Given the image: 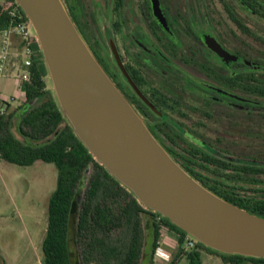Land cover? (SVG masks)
Segmentation results:
<instances>
[{
  "label": "flooded vegetation",
  "instance_id": "flooded-vegetation-1",
  "mask_svg": "<svg viewBox=\"0 0 264 264\" xmlns=\"http://www.w3.org/2000/svg\"><path fill=\"white\" fill-rule=\"evenodd\" d=\"M177 1L168 9L166 0H157L159 17L152 0L135 11L130 0H111L112 32L121 31L128 56L123 68L109 58L103 38H90L82 1L66 0L65 7L114 84L181 167L190 174L195 167L201 176L194 162L200 158L225 162L226 172L235 171L233 164L248 165L254 169L240 171L243 182L253 177L264 191V0H218L223 35L215 33L211 10L200 0ZM204 130L212 136L205 138Z\"/></svg>",
  "mask_w": 264,
  "mask_h": 264
},
{
  "label": "trees",
  "instance_id": "trees-1",
  "mask_svg": "<svg viewBox=\"0 0 264 264\" xmlns=\"http://www.w3.org/2000/svg\"><path fill=\"white\" fill-rule=\"evenodd\" d=\"M13 9L21 20L28 21L16 0H4L0 4V31L18 20L10 14ZM28 43V78L20 85L24 102L19 109L23 111H0V159L18 165L41 160L53 163L57 169L56 187L47 205L42 264H142L144 257L153 264L157 240L165 232L177 242L176 254L167 264H176L181 256L187 257L188 264H205L200 250L219 256L225 264H264V258L223 254L200 242L185 250L186 232L140 204L78 139L47 88V71L36 38ZM39 99L42 100L31 105ZM14 118L20 137L12 131ZM194 162L203 174L198 176L195 167L189 169L196 180L227 202L264 218V191L255 186V178L247 176L249 182L244 183L240 174L242 169L248 173L254 168L233 164L235 171L226 172L221 160L200 158ZM89 167L93 169L85 182ZM74 221L78 248L75 256L69 244ZM146 247L149 251L145 253Z\"/></svg>",
  "mask_w": 264,
  "mask_h": 264
},
{
  "label": "water",
  "instance_id": "water-1",
  "mask_svg": "<svg viewBox=\"0 0 264 264\" xmlns=\"http://www.w3.org/2000/svg\"><path fill=\"white\" fill-rule=\"evenodd\" d=\"M16 1L39 45L52 95L95 160L192 240L223 254L264 258V218L227 202L174 160L93 55L63 1Z\"/></svg>",
  "mask_w": 264,
  "mask_h": 264
},
{
  "label": "rangeland",
  "instance_id": "rangeland-1",
  "mask_svg": "<svg viewBox=\"0 0 264 264\" xmlns=\"http://www.w3.org/2000/svg\"><path fill=\"white\" fill-rule=\"evenodd\" d=\"M62 1L66 5V0ZM81 1L86 10L85 17L88 22L90 38H103L107 45L106 51L109 58L114 59L116 57L119 67L123 68V63L127 61L128 56L121 41V31L118 33L119 36L112 32L111 24L116 17L112 10L111 0L105 3L103 0ZM179 1L190 2L189 0ZM200 1L205 8L211 10L214 28L217 30L215 33L223 35L224 12L221 3L218 0ZM166 2L169 9L175 8L178 1L166 0ZM141 3L142 0H130V9L132 11L137 10ZM116 41L119 44V49L116 46L118 45ZM122 71L126 75V71L124 69ZM46 80L47 88L52 93V87L47 75ZM19 81V85H21V79ZM0 82V97L8 98L10 93L16 92V86L11 79L2 77ZM2 84H4L3 87ZM9 100L15 104L13 109L15 113L18 114L23 111L19 107L23 105L24 95L18 93L17 97H10ZM41 100L33 101L31 105H35ZM3 108H6V105L3 101H0V111ZM136 111L138 112V110ZM139 115L142 117L140 113ZM15 119L12 122V131L16 136L20 137L15 127ZM202 134L205 135V138L212 136L206 130ZM92 169V167H89L85 171V182L90 176ZM56 179L57 169L53 163L38 160L31 165H18L0 159V264H42L41 243L47 225V205L49 196L56 187ZM74 233L75 221L70 226L69 242L72 254L75 256L78 248L75 245ZM164 234L161 241L164 244V248L170 252V261L176 254L177 242L173 243L167 238L168 235H171L170 233L165 232ZM183 247L185 250L192 249V247L187 246L186 241ZM148 251L149 249L146 247L145 253ZM200 256L205 264H225L219 256L208 253L205 250H200ZM169 261H161L156 259L154 255L151 259L153 264H167ZM148 263L147 257H144L142 264ZM176 264H188L187 257H179Z\"/></svg>",
  "mask_w": 264,
  "mask_h": 264
},
{
  "label": "built area",
  "instance_id": "built-area-1",
  "mask_svg": "<svg viewBox=\"0 0 264 264\" xmlns=\"http://www.w3.org/2000/svg\"><path fill=\"white\" fill-rule=\"evenodd\" d=\"M3 2L4 0H2V3L0 2V4H3ZM10 14L14 17H17L18 20H16L15 23L9 26L8 29L0 31L1 33H3L4 36L3 46L0 51V71H3L5 69L6 60L8 58V54H9L8 47L10 45L9 35L11 33H14L20 36L25 43L23 68L17 72L18 74L17 77L19 78V80L21 79V81L27 80L28 71L26 68L30 64L29 55L31 54V49L28 47L29 44L28 42L30 41L32 34L30 32L28 21L21 20V16L17 14V11L15 9L10 11ZM186 242L188 247H192L195 241L192 240L191 238H188ZM153 255L154 257H156V259H159L164 262L169 261L170 259V255L168 252L164 250L160 238L157 240V246L154 249Z\"/></svg>",
  "mask_w": 264,
  "mask_h": 264
},
{
  "label": "crops",
  "instance_id": "crops-1",
  "mask_svg": "<svg viewBox=\"0 0 264 264\" xmlns=\"http://www.w3.org/2000/svg\"><path fill=\"white\" fill-rule=\"evenodd\" d=\"M0 2L2 3V0H0ZM33 38V35L31 36L30 39ZM3 41H4V36H3V33L0 32V51L2 49V46H3ZM9 54H8V58L6 60V64H5V69L3 71H0V81L3 78L5 79H11L13 84H15L16 86V92L13 93V94H9V97H3L1 96L0 97V101H3V103L6 105V108H3V110L1 111H4L6 110V113H9V112H12L13 109H14V102H10L9 98L10 97H17L18 93H20V95H23V92L22 90L20 89V81L17 77V72L20 71L22 68H23V59H24V49H25V43L23 41V39L14 34V33H11L9 35ZM11 61V63H10ZM1 84V82H0ZM4 86V84H2V87ZM16 116V115H15ZM165 235V234H164ZM163 237V234L160 236V239ZM166 237V236H165ZM167 238H169L173 243H176V239L174 236L172 235H168ZM162 246L164 248V244L162 242ZM164 250L166 252H168L170 254V252L168 251V249H165Z\"/></svg>",
  "mask_w": 264,
  "mask_h": 264
}]
</instances>
